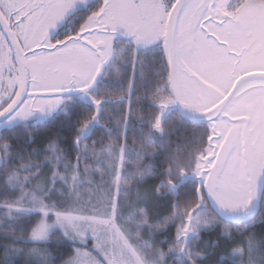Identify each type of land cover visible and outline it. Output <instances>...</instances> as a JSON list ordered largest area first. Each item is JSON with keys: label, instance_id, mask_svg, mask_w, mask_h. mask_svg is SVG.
Returning a JSON list of instances; mask_svg holds the SVG:
<instances>
[{"label": "snow or ice", "instance_id": "6c2138e0", "mask_svg": "<svg viewBox=\"0 0 264 264\" xmlns=\"http://www.w3.org/2000/svg\"><path fill=\"white\" fill-rule=\"evenodd\" d=\"M0 264H264V0H0Z\"/></svg>", "mask_w": 264, "mask_h": 264}, {"label": "flooded vegetation", "instance_id": "af4514ba", "mask_svg": "<svg viewBox=\"0 0 264 264\" xmlns=\"http://www.w3.org/2000/svg\"><path fill=\"white\" fill-rule=\"evenodd\" d=\"M83 14H86V13H79L78 15H83Z\"/></svg>", "mask_w": 264, "mask_h": 264}]
</instances>
